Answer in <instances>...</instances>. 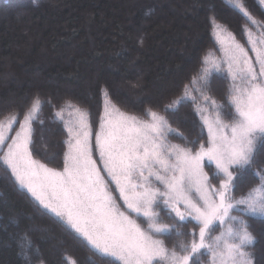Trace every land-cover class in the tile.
Here are the masks:
<instances>
[{
    "label": "trees",
    "instance_id": "obj_1",
    "mask_svg": "<svg viewBox=\"0 0 264 264\" xmlns=\"http://www.w3.org/2000/svg\"><path fill=\"white\" fill-rule=\"evenodd\" d=\"M242 2L257 24L233 8L230 0H0V121L12 117L22 121L39 97L42 106L32 122L30 148L36 159L61 169L69 137L64 120L55 114L69 109L71 102L88 113L95 132L106 89L111 103L127 114L149 118L146 112L152 109L164 115L176 130L168 134V142L182 147H193L190 142L196 140L206 143L208 133L197 111L202 100L193 103L189 97L174 111L163 109L184 95V86L205 67V57L217 64L223 61L218 33L247 50L249 32L251 38L264 39V3ZM230 88V78L214 72L206 89L224 106L220 118L225 122H231L229 112L234 115ZM18 125L14 124L12 134ZM261 169L264 151L258 152L251 170L238 175L233 195L239 198L258 184L255 174ZM206 171L211 177L215 166ZM156 210L161 222H173L167 209ZM132 215L147 229L142 217ZM243 218L255 237L247 247L252 264H264V217ZM193 225L182 222L178 227L190 232ZM218 231L216 225L212 234ZM23 233L38 250L28 260L19 254L18 238ZM158 237L168 249L177 244L174 232ZM34 256L45 264H109L113 259L42 209L0 162V264L30 260L34 264ZM210 261L202 250L199 264Z\"/></svg>",
    "mask_w": 264,
    "mask_h": 264
},
{
    "label": "snow or ice",
    "instance_id": "obj_2",
    "mask_svg": "<svg viewBox=\"0 0 264 264\" xmlns=\"http://www.w3.org/2000/svg\"><path fill=\"white\" fill-rule=\"evenodd\" d=\"M230 3L257 24L242 0ZM249 36L255 60L233 41L226 49V61L217 64L205 57V67L184 86V95L163 109L174 111L189 97L193 103L202 100L216 113L209 121L206 109L197 105L208 129L206 143L191 141L193 147L169 143L168 134L176 130L164 115L152 109L146 112L148 120L126 115L111 104L105 89L104 110L95 132L88 113L67 104L78 119L66 123L69 138L62 169L35 159L30 149L32 122L42 106L39 97L32 101L23 121L12 117L7 126L0 123V162L42 209L104 257L113 258L109 264H199L202 250L211 257L210 264H252L246 249L255 237L243 217H264V169L255 174L258 184L239 198L233 195L238 175L251 170L258 152L264 151V47H257L250 32ZM259 43L264 45V41ZM214 72H223L231 80L234 115L228 113L230 124L220 118L224 106L206 92ZM193 92L199 96H192ZM63 111L56 118L63 120ZM15 123H19L15 136H6L5 131H12ZM94 154L98 156L94 158ZM212 165L215 172L210 177L205 168L211 170ZM213 179L218 185L211 183ZM153 180L163 190L154 187ZM161 205L172 223L160 221L156 209ZM132 214L142 217L147 229ZM182 222H194L192 231H181L178 225ZM216 225L223 228L219 235L212 234ZM173 232L177 237L173 249L156 238ZM18 248L26 260L38 251L27 233L18 238ZM34 264L45 262L34 256Z\"/></svg>",
    "mask_w": 264,
    "mask_h": 264
},
{
    "label": "rangeland",
    "instance_id": "obj_3",
    "mask_svg": "<svg viewBox=\"0 0 264 264\" xmlns=\"http://www.w3.org/2000/svg\"><path fill=\"white\" fill-rule=\"evenodd\" d=\"M252 36V35H251ZM219 39H220V41H221V45H222V50H223V52H224V55H223V61H220V62H218V64L219 63H221V62H224V61H226L227 60V58H228V53L226 52V49L227 48H229L230 47V45L232 44V42L234 41L235 43H237L234 39H232L231 37H229V36H225V35H220L219 36ZM252 40H254V41H257V47H264V45H261L260 43H259V41H264V39L263 38H259V37H252L251 38ZM252 47H253V45L252 44H250V50H247V49H245L247 52H248V55L253 59V60H255V55H256V53L255 52H253L252 51ZM225 66H226V64H225ZM112 104V103H111ZM112 105H114V104H112ZM116 107V106H115ZM200 107H202V108H205L206 109V111H205V115L207 116V118L209 119V121H212V120H214L215 119V117H216V113L212 110V109H209L206 105H204L203 103L201 104V106ZM117 109H119L118 107H116ZM104 110V109H103ZM119 111L120 112H122V113H124V114H126V115H131V114H127V113H125V112H123V111H121L120 109H119ZM103 113V112H102ZM62 115H63V120H64V122H65V124L66 123H68V124H74L75 122H76V120L78 119V115H77V113L73 110V109H71V108H69V109H67V110H65V111H63V113H62ZM131 116H134V115H131ZM116 119H118V116L117 117H115ZM139 118V117H138ZM12 118H8V119H6V120H2V121H0V123H3L5 126H7V124L9 123V121L11 120ZM140 119H142V120H148V119H150V117L149 118H140ZM222 119V118H221ZM23 121V120H22ZM202 121H203V119H202ZM224 123H227V124H230L231 122H225V121H223ZM204 123V122H203ZM13 126H14V124H13ZM13 126H12V129H13ZM204 126H205V128H206V132L208 133V129H207V126L204 124ZM33 129V128H32ZM19 130V125L17 126V128H16V130H14V132H13V134L11 133L12 131H5V135L6 136H15V133H16V131H18ZM12 134V135H11ZM8 142H10V140L8 141ZM170 143V142H169ZM171 144H173V143H171ZM31 149V148H30ZM35 158V157H34ZM94 158H96L95 156H94ZM36 159V158H35ZM42 162V161H41ZM50 167V166H49ZM57 169H59V168H57ZM62 169V168H61ZM205 171H206V168H205ZM207 172V171H206ZM212 183V182H211ZM218 183H219V181L216 183V182H213V184L214 185H218ZM153 186L154 187H160L161 188V190H163V186L162 185H160V184H158L157 182H155L154 180H153ZM113 187H114V185H113ZM115 193H113V195H114ZM115 196V195H114ZM196 198V196L193 194V199H195ZM118 203H120L121 204V207H122V201H118ZM161 208H164L162 205H161ZM122 210H123V208H122ZM233 214H236V213H233ZM135 219V218H134ZM138 222V221H137ZM147 223V222H146ZM142 227V226H141ZM216 230H218V228L216 229ZM198 231V230H197ZM221 231H223V228L221 227V226H219V231H218V233L216 234V235H219L220 234V232ZM157 239H159V237L157 236L156 237ZM246 251L248 252V249H246ZM249 253V252H248ZM250 256H251V253H250Z\"/></svg>",
    "mask_w": 264,
    "mask_h": 264
}]
</instances>
